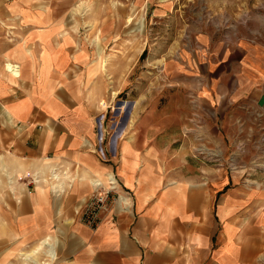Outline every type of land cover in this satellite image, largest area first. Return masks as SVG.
<instances>
[{
    "label": "crops",
    "instance_id": "obj_1",
    "mask_svg": "<svg viewBox=\"0 0 264 264\" xmlns=\"http://www.w3.org/2000/svg\"><path fill=\"white\" fill-rule=\"evenodd\" d=\"M58 3L0 0V264L264 261V213L253 212L264 189L214 202L205 182L165 180L151 153L121 136L105 143L71 71L76 38L62 37ZM226 27L234 36L200 37L219 60V110L250 100L264 122V27ZM110 174L117 201L90 226L74 213Z\"/></svg>",
    "mask_w": 264,
    "mask_h": 264
},
{
    "label": "rangeland",
    "instance_id": "obj_2",
    "mask_svg": "<svg viewBox=\"0 0 264 264\" xmlns=\"http://www.w3.org/2000/svg\"><path fill=\"white\" fill-rule=\"evenodd\" d=\"M58 1L62 37L76 38L71 71L108 146L121 136L151 153L145 160L165 180L205 182L214 202L235 188L242 196L264 189L262 112L250 100L219 110V60L200 43L207 33L234 36L228 25L237 35L264 27V0ZM105 186L102 209L113 208L117 179ZM246 206L239 212H251ZM253 212L264 213V202Z\"/></svg>",
    "mask_w": 264,
    "mask_h": 264
},
{
    "label": "built area",
    "instance_id": "obj_3",
    "mask_svg": "<svg viewBox=\"0 0 264 264\" xmlns=\"http://www.w3.org/2000/svg\"><path fill=\"white\" fill-rule=\"evenodd\" d=\"M110 185V184H109ZM95 188L91 197L84 202L83 213L80 218L83 222L90 226H94L98 220V212L103 208L105 202L108 199L107 187L105 184L95 185Z\"/></svg>",
    "mask_w": 264,
    "mask_h": 264
},
{
    "label": "bare ground",
    "instance_id": "obj_4",
    "mask_svg": "<svg viewBox=\"0 0 264 264\" xmlns=\"http://www.w3.org/2000/svg\"><path fill=\"white\" fill-rule=\"evenodd\" d=\"M115 182H116V179H115L114 175H113V174H110V175L108 176V184H112V185L114 186ZM117 182H118V181H117ZM96 184H97V185H101L102 183L99 182V181H96L95 185H96Z\"/></svg>",
    "mask_w": 264,
    "mask_h": 264
}]
</instances>
